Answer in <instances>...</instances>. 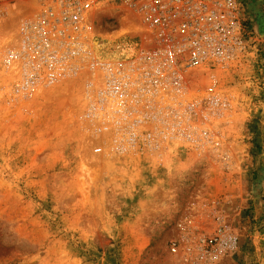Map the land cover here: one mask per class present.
<instances>
[{
	"label": "rangeland",
	"instance_id": "374dc122",
	"mask_svg": "<svg viewBox=\"0 0 264 264\" xmlns=\"http://www.w3.org/2000/svg\"><path fill=\"white\" fill-rule=\"evenodd\" d=\"M243 3L246 52L215 73L229 110L212 159L115 155L76 97L17 98L0 64V264H264V0ZM220 227L236 248L199 257Z\"/></svg>",
	"mask_w": 264,
	"mask_h": 264
},
{
	"label": "built area",
	"instance_id": "2783aa9c",
	"mask_svg": "<svg viewBox=\"0 0 264 264\" xmlns=\"http://www.w3.org/2000/svg\"><path fill=\"white\" fill-rule=\"evenodd\" d=\"M245 8L243 0H0V64L17 98L76 97L81 129L115 155L184 149L212 159L221 146L214 124L229 110L215 73L246 52ZM196 243L199 257L216 259L237 238L220 227Z\"/></svg>",
	"mask_w": 264,
	"mask_h": 264
}]
</instances>
